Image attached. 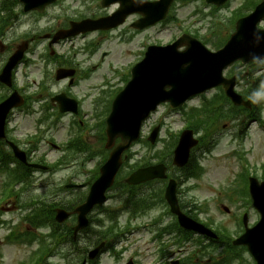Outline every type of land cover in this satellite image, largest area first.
<instances>
[{
  "label": "rangeland",
  "instance_id": "374dc122",
  "mask_svg": "<svg viewBox=\"0 0 264 264\" xmlns=\"http://www.w3.org/2000/svg\"><path fill=\"white\" fill-rule=\"evenodd\" d=\"M67 1H72V0H64V2ZM244 0H232L230 3L229 8H224L222 10H220L222 13L224 14H228L229 12L231 13V11L233 9H235L236 7H238ZM77 3V2H75ZM194 5H196L199 8H203L204 11L206 12H210L212 9L210 7L205 6L203 3L201 2H191L188 3L184 6H182L179 10V18L182 17L184 18V20H182V22L179 23H171L169 25H162V26H153L151 28L150 31L148 32H144L143 35L141 34V36H137V38L135 39L138 43V41H140L143 37H148V35H150L151 40L153 42H158V41H168L171 38H173V35H177L179 33H181V31L183 30L184 27H189V25H192V21L188 20V14L194 9ZM81 11H85V9H80ZM113 8H111L109 11H112ZM60 10V5L56 8H53L49 14H57L59 13ZM92 11L96 12V13H103V11L98 7V6H94L92 5ZM17 12L19 13V9H17ZM219 13V11H218ZM20 18L22 20V31H24L26 29V27H30V25H34L35 30H41L45 24L48 21V18H41L39 16L36 15H25L22 16L20 15ZM40 18V19H39ZM223 18V16H222ZM53 25V23H51L49 26ZM207 26H201V32H207L210 31L209 25L206 24ZM46 27V26H45ZM218 30L221 31V28H219ZM22 31H20V33L18 35L22 34ZM223 33L226 32V30L221 31ZM91 36V35H90ZM90 36L86 37V38H80L81 42H84L85 39L89 38ZM92 37V36H91ZM148 40V39H147ZM117 39H109L104 41L101 51H107V50H111L112 51V55L111 57L107 58L105 61V70H106V66L108 65L109 62H113L114 64H117L118 62H122L125 63L128 60H130L132 58L131 56H123L122 55V50L123 48H118V43L116 42ZM8 42L9 41H4V43H0V62L4 59L5 55H3L5 52H7V48H8ZM70 42H63L61 44H59L57 46V49L59 50V52L62 53V51H64L67 46L69 45ZM12 44H15V42H12ZM46 41H42L41 45L38 47V51L40 52V54H46V52L44 51L45 49V45H46ZM134 43L131 44V47L133 46ZM138 44H136L137 46ZM41 48H42V53H41ZM130 48V46H129ZM133 48V47H132ZM140 50H137V53H139ZM36 55H33V58ZM100 57V53L98 54V57ZM118 57L120 59H118ZM114 60V61H112ZM264 62L261 63L260 65L263 66ZM42 68V61H40L38 63L37 66L31 67L32 69V73L34 78L37 80L41 77V72L40 69ZM247 67H244L242 69H246ZM258 69V68H257ZM259 73L262 75L264 73V70L259 71ZM18 79L22 82L23 80V74H18ZM57 86V85H56ZM167 121H169L171 123V127L172 128H176L177 126H181L182 125V121H180V116L176 115L173 116L171 118H168ZM32 122V116H26L25 114L17 113L15 116V121L14 124H16L18 126V131L17 134H20L21 136L25 135L26 132H29L31 130V124ZM226 122L223 121L221 123L220 126H222V124ZM68 124V120L65 118L63 120V123L58 124L57 128H53L51 130V133L54 134L56 136V138H58V140L63 141L64 139L67 138V136L69 135V132L66 129V125ZM227 127V131H221L223 132V134H221L220 136H223V138H221L220 140V144L213 150V153L211 155L210 158L207 159V175H206V179L201 180V184L198 188H196L195 190H193V193L196 195V198L199 200V202L204 203L205 201H209L208 205H207V212H203L200 214L201 217L205 218V217H214L215 222L218 223H222L223 225H225L227 228H229L231 231H234L236 228V225L234 223V216H235V211L237 208H239V212H245L247 211V205H245V201L242 199H238L233 192V189L230 190L231 186L234 183V179L235 176L237 175V171L241 169L240 163L238 162V160L233 157L231 155L232 151L238 147L239 141L236 140L238 138L235 137H230L229 135H226L228 133L233 132L235 129L233 128V125L231 124H226ZM222 128V127H221ZM86 142L89 145H93L92 147H96L97 146V138L94 134H87L86 137ZM244 144L246 148H251V150L248 151V157L249 159L254 162L255 164H259L257 166H260L262 159L264 158L263 156V144H264V128L261 124L259 123H252L249 126L248 129V133L246 135V138L244 139ZM46 144H42V148H45ZM145 150H143L144 152ZM58 155V153L56 151L50 152V154L48 155V157H50V159H54L56 158ZM89 155L88 153H74L73 155H71V162L73 163V166H76L75 168H78L79 172L78 174L84 178L86 175H89L90 173L88 172V169H91V167H93L95 164H97L98 159H100V156H92L91 158H86V156ZM84 162V166L82 167V163ZM81 164V167H80ZM69 171V170H68ZM259 172L261 173V168L259 170ZM65 172L59 173L58 175H63ZM263 173V172H262ZM49 175L48 174H43L39 176V180L37 182V180L35 181V185L31 186L29 188L30 191L35 192V194H39V193H43L44 189L48 188V183L50 182L49 179ZM3 180V175L0 176V187H1V182ZM209 184V185H208ZM207 185V186H206ZM242 189L245 191V188L242 187ZM51 193V192H50ZM221 193V194H219ZM67 197H70L72 194L67 192ZM230 195L235 196L233 199L230 197ZM217 198V200L215 201V199ZM22 200L25 201L26 197L23 195L22 196ZM222 205H227L228 207H230V212L229 213H225L222 209ZM5 211V209H2ZM23 211V210H22ZM22 211H18V210H14L12 213L9 212L8 214L5 213V216L8 217V219H12L13 221H17L18 215L19 213H21ZM250 212V215L252 217V220L256 219V214L253 213V210H248ZM24 227V226H23ZM143 248H145V245H142ZM14 248V255H15V251L16 254L19 255V251L21 253H24V256H27L28 253L30 252V247L23 245L19 248L15 247V246H11ZM189 250L195 248V246L191 245L188 246ZM170 251H177V247L171 248ZM223 250H221L220 253H222ZM7 252L12 256L13 255V250L12 249H4V255H5V260L0 263V264H16L13 259H11L10 255L7 254ZM246 257L251 260V257L247 254H245ZM233 264H239V262H234Z\"/></svg>",
  "mask_w": 264,
  "mask_h": 264
},
{
  "label": "water",
  "instance_id": "95a60500",
  "mask_svg": "<svg viewBox=\"0 0 264 264\" xmlns=\"http://www.w3.org/2000/svg\"><path fill=\"white\" fill-rule=\"evenodd\" d=\"M54 0H27L28 4L31 7L34 2H38L39 4L43 5L44 3H50ZM172 0H162L159 3H153L152 6L164 8V11L167 10L170 2ZM222 1V0H220ZM127 6L124 3V7ZM264 8L262 5L260 9L249 16L246 19L241 21V24L237 27V32L233 34L232 39L227 46V50L234 52L237 56L243 57L245 59L252 57V52L254 51L256 45L255 41L258 39L262 44H264V32L257 33L256 31V22L259 20V13ZM126 11L116 14L117 18L121 15H124ZM116 18V17H113ZM113 18L107 19L108 21H112ZM160 18V17H156ZM155 19V18H154ZM112 26V23H98V27H109ZM264 47V45H263ZM157 49H151L148 54L147 59L137 67V77L135 80L129 85L126 92L122 94L117 102V107L115 113L110 118V126L108 129L109 133V146H111L118 135L124 137L126 143L120 145L112 154L111 158V167L117 168L121 163V153L127 147V145L132 141L135 140L138 136V128L140 126L141 121L145 118L148 112L151 109H154L158 102L161 100H165L167 98L172 99V93L164 92L161 86H149L151 89L148 93H145L143 88H139V83L137 82L138 77L143 76L144 74L148 73V71L155 67L156 65V52ZM264 52V50L262 51ZM22 56V52H18L14 56V62H17ZM10 63V62H9ZM14 63H10L7 70L13 66ZM187 65H182V70L180 72V77L185 78L188 72V78H191L193 74L197 73H205V70L202 69L200 71H192V67H187ZM224 66V65H223ZM198 78H195L197 85L201 84L198 82ZM152 89L158 94L157 91L163 93V97H156L155 93L152 92ZM159 98V99H158ZM187 154V148L183 145L179 149V154L181 153ZM146 172H138L135 175L137 176L136 182H140L145 180L143 176ZM151 177V176H150ZM111 180V179H108ZM255 194L261 189L260 185L256 182H253L252 185ZM240 242L247 243L250 246V249L256 256L258 260V264H264V220L254 229L250 230L248 234H246Z\"/></svg>",
  "mask_w": 264,
  "mask_h": 264
},
{
  "label": "flooded vegetation",
  "instance_id": "af4514ba",
  "mask_svg": "<svg viewBox=\"0 0 264 264\" xmlns=\"http://www.w3.org/2000/svg\"><path fill=\"white\" fill-rule=\"evenodd\" d=\"M79 71H77V75H78Z\"/></svg>",
  "mask_w": 264,
  "mask_h": 264
}]
</instances>
